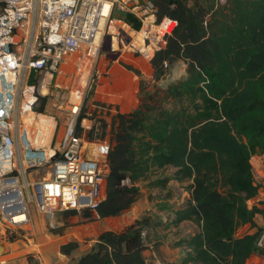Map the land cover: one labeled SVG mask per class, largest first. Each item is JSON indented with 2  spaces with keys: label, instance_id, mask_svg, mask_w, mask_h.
Masks as SVG:
<instances>
[{
  "label": "trees",
  "instance_id": "1",
  "mask_svg": "<svg viewBox=\"0 0 264 264\" xmlns=\"http://www.w3.org/2000/svg\"><path fill=\"white\" fill-rule=\"evenodd\" d=\"M148 1L158 21L168 17L178 23L166 47L150 61L153 91L142 84L137 109L112 117L106 196L96 211L63 213H84L91 220L93 213L98 219L120 217L141 198L139 183L167 191V200L169 183L177 181L186 184L190 197L167 226L190 221L198 227L180 242L188 250L183 264H249L264 253L258 246L261 230L237 235L243 225H254L259 213L249 202L260 189L251 160L264 153V0H228L217 9L214 0ZM178 62L186 64V76L159 87ZM46 101L41 99L38 112L44 113L40 105ZM87 107L85 102L77 122L79 137ZM106 128L105 120H95L87 139L94 141ZM126 179L131 186L123 185ZM168 209L167 203L158 206ZM164 224L146 216L123 231L103 232L69 264H146V233ZM78 248L71 242L61 253L70 257ZM29 264L37 263L29 257Z\"/></svg>",
  "mask_w": 264,
  "mask_h": 264
},
{
  "label": "built area",
  "instance_id": "2",
  "mask_svg": "<svg viewBox=\"0 0 264 264\" xmlns=\"http://www.w3.org/2000/svg\"><path fill=\"white\" fill-rule=\"evenodd\" d=\"M214 1L215 9L228 2ZM124 13L133 14L140 29L119 17ZM177 25L168 17L158 21L157 9L148 0H0L1 229L11 236L24 234L32 204L54 229L56 214L95 212L105 197L110 146L99 139L90 142L87 134L96 118L111 115L113 108L87 107L80 125L83 135L77 136L78 119L89 94L97 91L99 73L91 80L88 75L87 94L70 91L60 102L59 108L69 112L63 132L54 116L36 110L41 99L54 95L51 88L59 98L63 87L53 82L67 58L89 49L75 62L77 71L98 59L100 51L149 60L166 47ZM71 76L76 85L78 73ZM123 185L132 184L126 179ZM258 246L264 247V233Z\"/></svg>",
  "mask_w": 264,
  "mask_h": 264
},
{
  "label": "crops",
  "instance_id": "3",
  "mask_svg": "<svg viewBox=\"0 0 264 264\" xmlns=\"http://www.w3.org/2000/svg\"><path fill=\"white\" fill-rule=\"evenodd\" d=\"M122 57L123 56H121L120 58L122 59ZM135 60L139 64L145 63V61L140 58H134V61ZM115 63L116 61H113L112 66L108 70V74H112L110 82L98 87V90L100 91L103 88H112L109 87L112 85L113 87L119 88L121 90V94H119L118 96L116 94L111 95L107 97V100L113 101L114 99L118 98L119 102L116 101V103L118 102L122 106L121 102L124 103L125 100L131 101V95L137 93L136 83L138 77H136L133 73H130L122 66L121 68L123 70L121 71V69L115 67ZM147 63L148 65H151L149 61ZM127 76L131 77L130 80L133 79L132 77L135 78L134 82H136L134 84L132 83V91H128L125 89L124 84L126 82ZM136 105L134 107H136ZM121 106L119 107L120 112ZM112 107L116 109V107ZM132 108H130L129 111ZM133 110L135 109H132V111ZM123 112H125L126 114V111ZM114 113L116 115L119 112L116 109L114 110ZM108 143L110 144L109 141ZM251 164L253 166L255 184L258 185L260 189L257 196L250 200L249 207H255L259 210V213H257L254 218V225L246 224L240 227L237 233L238 236L245 235L247 233H255L258 230H261L262 234L264 233V153L255 155L251 160ZM143 185L144 184L142 183L138 184V186L141 188V193ZM185 185L186 184L182 185L177 181H171L168 186V190L171 191L170 197L167 198V200L164 198L167 194V191L157 190L163 193L161 195L163 198L162 200L150 201L147 197H144V199L142 197L132 206V208L128 212L120 217L98 219L97 214L93 213L94 219L91 220L90 218L85 217L84 213L73 216H67L64 213H58L56 214L54 219L51 220V224L56 225V228H54L55 230H49L50 228L48 227L46 220L37 212L35 208L36 220L33 221L31 213V223L27 227L29 229L26 230V235L24 237L29 242V246L25 249V247L22 248L18 245V249L15 252L11 247H9V252L6 255H0V260L6 259V261H2L0 262V264H9L11 260H14V257L17 258L18 255L24 253L28 248H30L31 242L35 240L33 239V236L30 235V232L36 235L37 233H40V231L46 232V230L51 232L53 240H51L49 235H46L48 240L46 242L37 244L44 246L43 250L45 251L44 255L46 256L44 257L41 255L39 259L43 261L44 264H48L49 261L52 260L49 257V254L54 249V247H56L61 256V260L56 262V264H69L71 261L80 258L83 254L88 252L103 232L123 231L127 226L133 224L136 220H140L143 215L150 216L153 220L158 217V221L165 223L163 226H158V229H152L146 233L145 243L147 249L143 253L146 264H183L185 254L188 252V250L186 246L181 244L180 242L181 240L190 237L191 234L198 232V227L190 221H185L178 226L168 227L167 225L168 222H171L175 219L174 211L190 197L189 193L184 189ZM104 196H106V187L104 190ZM181 197H184L185 201H181ZM161 202L167 203L168 207H170L171 209H168V211H161L156 209V205L160 204ZM57 229L62 230V232L54 233L55 231H58ZM37 241H39V239H37ZM51 241L55 243L52 247L51 245H49ZM71 242H77L79 244V248L72 254V256H70L72 260H69L68 256H65L61 253V247ZM84 243L86 245H84ZM9 246L12 245L9 244ZM35 253L39 254V252ZM29 257L34 260V256H27V264H29ZM7 258L9 259L7 260ZM34 262L37 264H42V262L39 263L35 260ZM249 264H264V253L257 254L252 257L249 260Z\"/></svg>",
  "mask_w": 264,
  "mask_h": 264
},
{
  "label": "rangeland",
  "instance_id": "4",
  "mask_svg": "<svg viewBox=\"0 0 264 264\" xmlns=\"http://www.w3.org/2000/svg\"><path fill=\"white\" fill-rule=\"evenodd\" d=\"M191 1H194V0H191ZM214 6H215V1H214ZM128 15L129 16L125 19V21L127 23H129L132 28L140 29L141 22H139L133 14L129 13ZM88 52H89L88 48H83L80 51H78L75 55L71 56L70 58H73L75 56V60L77 59L76 61H79L82 58V55L87 54ZM151 59L152 58L147 60V62L148 61L150 62ZM113 61H116L115 67L121 69V71L123 70L121 68V66H122L125 69H127V67H131V68H133V69H135L141 73V76H137L133 73L136 77H138V79H137V83H136L137 84V93H136L137 105H136V107H134L132 109H137V107L139 105L140 92H141L142 84L144 86H147V90L153 91V87L155 85V82L153 80V68H152V66L147 65V66H145L146 68L139 66V63H137L136 60L134 61V58L131 55H124L123 59H121V58H119L118 55L108 54V53H105L104 51H100L98 59H94L92 61H86L85 64L83 65V67H81L80 71L76 70L75 62L73 64L74 65L72 68L73 70L71 69V70L66 71L65 68L70 63L67 61L66 64H64L62 67V72L60 74H58L57 76H55L54 82H53V86L54 85H60L63 87V89L60 90L59 98L56 97L57 89H55L53 87V88H51L50 93H54V95H49V97L45 103V106L40 105V107L43 108L44 113H46L47 115H50V116H54L57 119L58 127L62 128L61 132H63L64 125L69 120V112L62 111L59 108V104H60V102L63 101V99H65L69 95L70 91H73V92L80 91V88H81L79 81L76 83V85L73 84L74 83V77L73 76L70 77L71 73H78V77H79V74L82 71L88 72V75L90 76L89 80H91L92 77H96V74L99 73V85H98V87H100L103 85L102 84L103 80H108L112 77L111 73L108 74V72H109L108 70L112 66ZM143 61H146V60L143 59ZM89 63L91 65H89ZM147 69L150 70V74L148 77L144 76V74L147 75L148 72L143 71V70H147ZM186 69H187V66L183 62H178V63L174 64L171 67V70H170V73L168 74V76L165 79L161 80L159 83H157V85L159 87L164 88L168 84L180 80L181 78L186 76ZM143 72H144V74H143ZM130 73H132V72H130ZM66 87H68V89ZM109 87H113V85L109 86ZM39 89L40 90L42 89L41 84H40ZM96 90L97 91L94 90L91 94H89V97L86 100V105L88 107L91 108V105H93V104L97 105V103H99L101 105L106 104V105H109L111 107L112 106L116 107V109L118 110L119 113L125 114V112L122 111V106L118 102L116 103V101H114V100L113 101L112 100H106L105 94H103L104 95L103 96L100 93V91L98 90V88H96ZM108 91H111V89L109 88ZM83 92H85L87 94L88 88L82 87V93ZM112 94H114V93H112ZM65 101H67V100H65ZM73 102H74V99H73ZM120 106H121V112L119 111ZM116 109L113 108V111ZM132 109L126 113H130L132 111ZM113 115H115L114 112L108 116L102 114L101 118L97 117V119H96V120H105L106 124H107V128L104 131H102L100 129V131H98L96 134V139L101 138L100 135L103 134L104 139L103 140L99 139V140H101V142H108L110 140L111 123H112ZM40 175L42 176V175H44V173H40ZM33 176L39 178V175L37 173H33ZM162 194L163 193H161L160 191L152 190V189L150 190L145 185L142 186L141 198L143 197V199H144V197H147L150 201H153V200L154 201H160L163 199L161 196ZM182 200L185 201V198L181 197V201ZM160 204L156 205V209H158V206ZM30 211L32 213L33 221L36 220L35 206L33 204L30 205ZM146 216L147 215H143L142 217H146ZM54 226L56 228V225H54ZM27 229H29V228H27ZM49 230H52V229H49ZM53 230H55V229H53ZM33 234L34 233L30 232V235L33 236V239H35L31 242L30 248H28L27 251H25L24 253L18 255L17 258L14 257V260H11L10 263L8 262L9 264H22V263L27 264V256H29V255L34 256L33 258L36 262H39V263L42 262V264H44V262L39 259L41 255L46 257L44 255L45 251L43 250L44 246L43 245H37V244L46 242L48 240L46 235H49L51 240H53V238H52L53 236H52L51 232L47 231V230H46V232L40 231V233H37L36 235L35 234L33 235ZM25 235H26V233L23 234V233L19 232L15 236L13 235V237L19 236L16 240H13L12 236L7 231H4L0 227V243H5L6 246L8 247V251L4 255H6L9 252V247H11L14 250V252L18 249V245L22 248L25 247V249H26L29 246L28 245L29 242L24 238ZM37 239H39V241H37ZM9 244L12 246H9ZM54 244L55 243L53 241H51L49 245H51V247H52ZM84 245H86V244L84 243ZM35 252H39V254H37ZM0 255H2V254H0ZM49 257L52 260L49 261L48 264H56V262L61 260V256H60L59 252L57 251L56 247H54V249L50 252ZM68 258H69V260H72L71 257H68ZM8 259L9 258H7V260ZM2 261L4 262V261H6V259L5 260L1 259L0 262H2Z\"/></svg>",
  "mask_w": 264,
  "mask_h": 264
},
{
  "label": "bare ground",
  "instance_id": "5",
  "mask_svg": "<svg viewBox=\"0 0 264 264\" xmlns=\"http://www.w3.org/2000/svg\"><path fill=\"white\" fill-rule=\"evenodd\" d=\"M124 56V55H123ZM122 59H123V57H122ZM77 60V59H76ZM76 60H75V56L73 57V58H67V61L68 62H70L69 64H68V66L65 68V70L67 71V70H71L72 68H73V64H74V62H76ZM90 61V60H89ZM89 65H91L90 63H89ZM148 65V63H147V61H145V63H141V64H139V66H141V67H143V68H146L145 66H147ZM89 69V68H88ZM73 70V69H72ZM143 71H145V72H148V74L146 75V74H144V72H143V74H144V76H149V74H150V70L149 69H147V70H143ZM77 72V71H76ZM87 77H88V72H84V71H82L80 74H79V83H80V85H81V88H80V92H79V94H81L82 93V87H84V85H85V83H86V80H87ZM130 76H127V78H126V82H125V89L126 90H128V91H132L133 90V84L136 82H134V80H135V78L134 77H132L133 79H131L130 80ZM110 82V79L109 80H103L102 81V84L104 85V84H107V83H109ZM133 83V84H132ZM108 89L109 88H103V89H101L100 90V93L103 95V94H105V99L107 100V97H109V96H111V95H114V94H116L117 96L119 95V94H121V90L119 89V88H117V87H112V88H110L111 89V91H108ZM112 93H114V94H112ZM135 93L134 94H132L131 95V101H128V100H125L124 101V103H122L121 102V104H122V110L123 111H129V109L130 108H132V107H134L135 105H136V98H135ZM115 101H118L119 102V99L117 98V99H114ZM72 110H73V108H72Z\"/></svg>",
  "mask_w": 264,
  "mask_h": 264
},
{
  "label": "water",
  "instance_id": "6",
  "mask_svg": "<svg viewBox=\"0 0 264 264\" xmlns=\"http://www.w3.org/2000/svg\"><path fill=\"white\" fill-rule=\"evenodd\" d=\"M8 251V247L5 243H0V254H5Z\"/></svg>",
  "mask_w": 264,
  "mask_h": 264
}]
</instances>
